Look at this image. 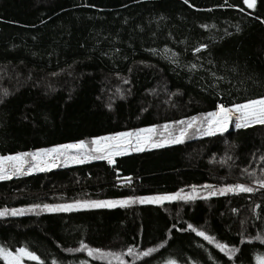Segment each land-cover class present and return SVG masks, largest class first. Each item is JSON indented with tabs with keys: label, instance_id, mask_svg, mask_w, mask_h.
Wrapping results in <instances>:
<instances>
[{
	"label": "trees",
	"instance_id": "16d2710c",
	"mask_svg": "<svg viewBox=\"0 0 264 264\" xmlns=\"http://www.w3.org/2000/svg\"><path fill=\"white\" fill-rule=\"evenodd\" d=\"M262 21L264 0L255 9L243 0H0V157L201 122L218 103L264 98ZM108 84L123 92L105 104ZM203 126L182 143L126 151L113 163L92 158L0 180V208L136 198L258 176L264 125L214 135L200 134ZM82 244L110 257L76 251ZM216 244L238 251L230 257ZM0 248L38 257L22 264H121L118 256L123 264H258L264 188L10 215L0 218ZM130 248L153 251L134 259Z\"/></svg>",
	"mask_w": 264,
	"mask_h": 264
},
{
	"label": "snow or ice",
	"instance_id": "6c2138e0",
	"mask_svg": "<svg viewBox=\"0 0 264 264\" xmlns=\"http://www.w3.org/2000/svg\"><path fill=\"white\" fill-rule=\"evenodd\" d=\"M188 0H185L187 3ZM244 4L249 9H255L257 5V0H243ZM264 22V21H262ZM197 52L201 51L200 48L196 49ZM181 125L187 124V128H182L180 131V135L175 138H170L169 142L171 143H182L183 138L187 133L188 128H192L196 125L197 120L193 118L190 121H180ZM230 123H234L236 129L248 128L254 125H264V98L253 99L249 100L243 104H237L232 107H226L223 104L218 105L217 110L214 112L208 113L205 117L202 118L201 124H206L207 127L204 129V135H214L216 132H225L228 130V126ZM165 129L170 128V125H165ZM199 130V129H198ZM155 129H146L142 130L141 132L137 133H122L117 136H107L102 137L100 139H94L91 141V145L94 147L91 148L92 153H101V155L93 156V159H107L109 163H112V157L123 155L126 153V148L122 147L123 145L132 146L134 151H143L144 148L141 146L143 143H146L149 139L148 137H144V132H154ZM132 137L136 138L135 145H133ZM154 147H162L164 146L161 144H154ZM87 147L84 142H80L79 144H69L64 145L61 148H53L47 150L45 152H36V153H26L20 154L16 156H9V157H0V180L10 179L13 175L18 174H27L23 172V165L25 162L26 156H31L33 160H37L39 158H46L53 154L65 155L67 150L69 149H77L83 150ZM72 159L76 160L77 162H84L80 156H74ZM10 162V163H7ZM39 171H46L48 170L47 166H35ZM11 169V172H9ZM31 171V169H29ZM260 188H264V181L259 182ZM195 189L193 192L195 193ZM254 189L252 187H248L242 184H237L235 186H229L227 188L219 189L218 194L225 195L226 193H251ZM217 192H212L211 195H216ZM194 195H187L182 196L179 193L175 196H158V197H151V198H141L137 200H111V201H92V202H77L76 204H69V205H60L55 207H49L47 205L44 206L45 211H73L78 208H116V207H128L133 203H163L164 201L176 200V199H183V200H192L194 199ZM28 211H34V209H29ZM22 215L24 214L23 210H13L11 213L0 212V216L3 215ZM192 231H196L198 236L203 237L205 240H208L210 243L212 242V238L207 236L203 231H197L195 228H192L189 225ZM259 238V237H258ZM222 252H226L230 257L234 255L238 249L232 248L228 249L223 244H216ZM87 250L89 256H96L97 258H106L108 254L103 253L99 250H94L88 248L87 245L82 244L80 249L76 251H84ZM71 251V250H70ZM153 250L149 249L142 253H139V256L146 257L151 254ZM128 255L135 254V249H128ZM29 260H38V257L35 256L33 253L27 251L26 249H19V251L13 255L12 253L6 251L3 248H0V258L6 261V264H22V260L24 258ZM121 264H123V260L120 257ZM258 264H264V257L258 258Z\"/></svg>",
	"mask_w": 264,
	"mask_h": 264
},
{
	"label": "rangeland",
	"instance_id": "374dc122",
	"mask_svg": "<svg viewBox=\"0 0 264 264\" xmlns=\"http://www.w3.org/2000/svg\"><path fill=\"white\" fill-rule=\"evenodd\" d=\"M163 91L162 90L161 91H157L156 92V96L162 94ZM122 92H123V89H120L118 91L117 89L113 88L112 86H109V84H108L106 89H104L103 93H102L103 100H104L105 104L112 103V101L114 99L118 98L119 95ZM218 104H220V103H218ZM218 104H217V106H218ZM240 104H243V103H240ZM232 106H234V105H232ZM210 112H212V110L209 111L208 113H210ZM193 118H196L197 123L192 128H188L186 134H188L192 129H195L198 125H201L200 117H193ZM193 118L182 120V121H190ZM179 122L180 121L171 122V123H165L161 127L153 125V126H150V127L140 128V129H137L135 131L118 132V133H115L112 136H117V135H120L122 133H129V132L137 133V132H141L142 130H146V129H155L154 132H151V133L144 132L143 133L144 137H148L149 138L146 143H143L141 145L144 149H146V148L153 147L154 144L171 143V142H169L170 138H175V137L179 136L181 129L182 128H187V124L181 125ZM165 125H170L171 127L168 128V129H165V127H164ZM230 126H234L235 127L234 123H230L228 128ZM206 127H207V125L204 124L202 130L200 131V134H202L204 132V129ZM100 138H102V137L100 136V137H97L96 139H100ZM185 138H186V135L184 136L183 139H185ZM131 139H132L133 145H135L136 138L132 137ZM80 142H84V141H76V142H72V143H66V144L61 145L59 148H61L64 145L79 144ZM85 145H87V144L85 143ZM92 147H94V146L93 145H87V147L85 149H83V150L69 149V150H67V153L65 155L53 154V155H51L49 157L39 158L37 160H33L31 156H26L25 157V162H24V165H23V172L29 174L30 172L37 171V169L35 167L36 165H39V166H42V167L43 166H47L48 169L49 168H53V167H57L58 165H70V164H72L74 162H77L76 160L72 159V157H74V156H80L81 159H83L84 162H85V161H87L89 159H92L93 156L101 155V153H92L90 151ZM122 147L126 148V151H132L133 150L132 146H129V145H123ZM50 149H53V148H48V149H45L43 151H35V152H32V153L45 152V151L50 150ZM14 156H16V155H14ZM113 157H112V160H113ZM259 159H261V157ZM7 163H10V162H7ZM29 169H31V171H29ZM256 175H258V176H256ZM256 175H255L256 177L253 176V177H245V178H242V177H239V176H236V177H233V178H231L229 176H225L222 179H218L217 183L215 185H211V184L200 185V186L192 187V188H190L188 190H180V191H178L176 193H167V194H159V195H148V196H140V197H136V198H134V197L133 198H128L127 197V198L106 199V200H80V199H74L72 201H68V202H64V203L47 204V206L55 207V206H60V205L76 204L77 202L83 203V202H92V201H111V200H126V199L137 200V199H141V198H151V197H158V196H175L178 193L180 195H182V196L194 195L195 196L194 199H196V198L205 199V198H208V197L212 196L211 195L212 192H217V194H218V190L219 189L227 188L229 186H235L237 184H242V185H245V186H248V187H252L253 189L260 188L259 182L260 181H264V166L262 167V169L259 172L256 173ZM259 177H263L262 180H258ZM193 189L196 190L195 193L193 192ZM226 194H231V193H226ZM171 201H173V200L164 201L163 203H160V204H164V203L171 202ZM151 204H157V203H151ZM29 209H34V211H40V210L44 209V207H37L36 208V207H32L31 206V207H23V208H0V212H5L6 211L7 213H11L13 210H23L24 213L33 212V211H28ZM78 209H86V208H78ZM6 216H10V214L0 216V218L6 217ZM17 252L18 251H16V253ZM125 253H128V251H126ZM139 253H141V252L138 249H135V254L129 255V257H132L134 259L139 258L140 257ZM15 254H13V255H15ZM107 257H110V255L108 254ZM118 257L122 258L123 261L126 259L124 256H118ZM114 259L120 261V259H117V257H115ZM170 264H174V263H170Z\"/></svg>",
	"mask_w": 264,
	"mask_h": 264
},
{
	"label": "built area",
	"instance_id": "2783aa9c",
	"mask_svg": "<svg viewBox=\"0 0 264 264\" xmlns=\"http://www.w3.org/2000/svg\"><path fill=\"white\" fill-rule=\"evenodd\" d=\"M221 104V103H220ZM220 104H218V105H220ZM224 105V104H223ZM226 106V105H225ZM218 107V106H217ZM217 107H215L213 110H212V112H214V111H216L217 109ZM226 107H232V106H226ZM216 109V110H215ZM66 144V143H65ZM50 148H55V147H50ZM46 149H48V148H46ZM45 150V149H44ZM40 151H43V150H40ZM132 151H134V150H132ZM128 152H131V151H128ZM29 153H32V152H29ZM22 154H26V153H22ZM14 155H20V153H17V154H12V155H10V156H14ZM2 157H9V156H2ZM53 168H55V167H53ZM49 169H51V168H49ZM9 172H11V170L9 169ZM19 175H21V174H18V175H13L12 177H17V176H19Z\"/></svg>",
	"mask_w": 264,
	"mask_h": 264
}]
</instances>
